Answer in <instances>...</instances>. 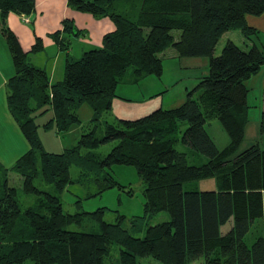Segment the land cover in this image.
I'll return each mask as SVG.
<instances>
[{"label":"trees","instance_id":"obj_1","mask_svg":"<svg viewBox=\"0 0 264 264\" xmlns=\"http://www.w3.org/2000/svg\"><path fill=\"white\" fill-rule=\"evenodd\" d=\"M67 7L96 20L108 18L114 30L102 37L100 49L85 51L77 60L66 54L63 79L50 84L43 69L27 62L29 53L42 50L40 38L24 52L6 23L10 13L30 17L35 0H0V34L14 68L6 82V104L29 144L11 168L0 166V264H104L114 244L119 247L117 264H138L141 258L190 264L201 257L204 264H264V234L250 245L245 242L254 222L264 220V149L253 145L237 153L248 121L244 83L264 66V49L253 44L243 51L227 41L221 54L213 56L227 32L239 31L247 40L264 36L246 21L264 14V0H67ZM61 34L79 37L82 32L65 19L51 35L59 50L68 51ZM169 48L179 58H207V75L187 92L181 106L160 107L136 120L103 122L104 132L97 136L118 85L160 78V55ZM83 105L91 108L92 118L77 145L61 153L45 151L37 119L51 113L41 128L68 133L80 125L77 111ZM212 120L229 139L222 151L204 128ZM261 126L263 130L264 122ZM111 142L115 146L105 156L92 152ZM178 143L207 162L189 165L187 155L175 149ZM115 165L133 167L143 183L141 219L161 212L169 216L168 222L148 227L143 238L133 237L119 222H104L103 208L63 212L59 197L74 183L72 166L80 170V178ZM10 172L20 177L23 194L38 197L36 206L20 209ZM210 178L217 181L216 191L183 190L187 182ZM36 180L52 191L39 190ZM95 182L98 192L90 197L121 188L108 175ZM85 216L98 224L99 233L67 230L80 226ZM232 218L231 229L221 235L220 227Z\"/></svg>","mask_w":264,"mask_h":264},{"label":"rangeland","instance_id":"obj_2","mask_svg":"<svg viewBox=\"0 0 264 264\" xmlns=\"http://www.w3.org/2000/svg\"><path fill=\"white\" fill-rule=\"evenodd\" d=\"M42 9L50 10L44 6L39 10H36L38 16L40 15V11ZM67 10L68 13H75V11L69 7ZM48 15L49 14L47 13V18ZM77 15L81 16L83 14L77 13ZM52 16H54V13L49 15L50 18H52ZM56 18L58 17H55V19ZM104 19L111 22L108 18ZM104 19L94 20L100 22L104 21ZM68 20H71L74 27L77 29V21L79 25L82 24L85 28L84 30L87 32L86 35H84L83 31H81L82 35L79 37L61 34L60 37L63 38L69 45L68 51H61L58 50V46L53 47L52 44L49 45V41H52L53 44H55L51 35L56 31L61 30L60 27L63 21L62 20L56 29L53 30L52 33L48 35V37H46L47 39H40L42 50L37 53H29L27 56V62L42 69L47 55H49L52 50H57V52L60 53V58L55 62V64H57V66L59 65L60 67L58 70L60 75L62 74L63 68L62 58L64 56L66 58V54L69 55V58L77 60L87 50L85 49L86 45L81 42L84 36H86V42L90 43V49H100L102 47V39H100L102 34L101 28H95L90 24L87 25L86 21L82 18H77V21L71 18H68ZM26 25L30 27L31 30L34 26L32 23ZM174 35L177 36L178 32H174ZM228 38L234 39L236 45L243 51L249 50L253 44H255L260 50L264 49L263 34H259V38L252 36V40H247L240 34L239 31H230L228 36H223L216 45L213 54L214 57H218L221 54L222 48L226 44ZM0 41L3 44L5 52L7 53V47L1 34ZM43 50L45 52H42ZM173 52L174 50L169 48L160 55L163 65V73L160 78L149 76L137 84L121 82L118 85L116 89L117 98L112 100L111 110L108 114L104 115L103 119L101 120L100 126H98L97 136L102 135L104 132L103 122L116 124L117 120L119 119L136 120L148 115L160 107L162 109H173L181 106L184 103L187 92L192 91L197 86L200 78L207 75L209 61L207 58H179L176 54H173ZM52 62L53 61L48 62L44 68L48 70V68L51 67L50 65ZM59 75L56 72L54 78L55 83L60 82L63 79V75L58 77ZM244 85L248 90L246 99L248 107V121L245 124L244 139L237 153H240L253 145H258L260 148L264 149V129L261 130V124L264 122V66L256 76H253L245 81ZM198 95L199 92L195 91L193 93V98L196 99ZM77 113L80 120V125L72 128L70 132L64 134H57L54 130H43L41 128L42 125L51 118V113H48L44 117L37 119L36 123L39 124L38 134L45 151L51 153H61L64 150L77 145L81 134H84L88 131V126L92 118V110L89 106L83 105L78 109ZM185 128V125L181 127L182 130ZM204 128L218 150L222 151L228 146L229 139L217 121H208L204 125ZM113 146H115V142L101 145L98 148L93 149L92 152L103 157L110 152ZM174 147L177 151L183 152L187 155L189 165L199 166L207 162V158L194 153L188 146L178 143ZM79 173L80 170L78 168L73 166L70 168V176L74 183L68 185L65 191L59 197L64 213L70 215L83 212L92 213L97 209L103 208L105 211L103 219L104 222L109 224H116L119 222L121 223V227L123 229L127 230L133 237L136 238H143L148 227L169 221V216L165 212L158 213L148 219H141V217H143L144 204L143 183L138 178L133 167L115 165L112 166L111 169H106L96 174L89 173L86 176H80V178ZM104 175L110 176L121 186V188L114 187L105 191L101 195L90 197L98 192V186L95 180L101 179ZM1 178L2 177L0 175V181ZM8 179L9 185L17 189L16 198L22 211L36 206L38 197L35 195H25L22 193L21 179L17 174L10 172L8 174ZM216 183L217 181L214 178L187 182L183 185V190L184 192L216 191ZM34 184L41 191H52L50 186L43 184L39 180H36ZM129 191H131V196L127 194ZM132 221H136L135 226L132 225ZM232 225L233 218L230 219L225 225L220 227V234L225 235L227 232H229ZM67 230L94 234L99 233V226L96 222L85 216L80 226L72 225L69 226ZM263 234L264 220L257 219L254 222L250 232L245 237L246 244L250 245L255 237L262 236ZM118 250L119 247L117 245H111L110 255L108 259L106 258L104 264H117ZM137 263L159 264L151 258L138 259ZM190 264H204V258L201 257Z\"/></svg>","mask_w":264,"mask_h":264},{"label":"crops","instance_id":"obj_3","mask_svg":"<svg viewBox=\"0 0 264 264\" xmlns=\"http://www.w3.org/2000/svg\"><path fill=\"white\" fill-rule=\"evenodd\" d=\"M64 5L65 6L67 5V0H35V12L30 16V21L34 25L32 30L30 29V27H28L26 24H24L21 21L20 16H17L12 13L8 14L6 23L9 29L16 36L24 52H29L31 50L32 46L35 44L36 38L47 39L46 37H48V35L52 33L53 30L56 29L60 21L64 20V18L67 20L68 18H71L73 20H76L77 18L78 19L82 18L86 21L87 25L90 24L95 28L96 27L101 28L102 34L100 36L101 37L100 39H102V37L105 34L110 33L114 30V25L108 20L104 19V21L98 22L94 20L93 17L87 14H83L79 16L77 15L78 12L68 13L67 10L68 7L67 6L65 7ZM44 6L46 8H49L50 10L42 9L40 11V15L38 16L36 10H39ZM46 12L49 15L51 13H54V16L50 18L48 15L47 18ZM55 17L58 18L55 19ZM246 21L249 26L264 33V14L260 17H248ZM77 25L76 26L78 27V29L83 31L84 35H86L87 32L84 30L85 28L83 27V25L82 24L79 25L78 21H77ZM228 34L229 32H227L223 36H228ZM227 41H232L235 43V40L232 38H228ZM49 42H50L49 45L52 44L53 47L57 46L53 44L52 41ZM81 42H83V44L86 45L85 46L86 47L85 49H87L86 51L91 50L89 48L90 43L86 42V36L82 38ZM42 52L45 51L43 50ZM174 52L173 54H176ZM59 58H60V53L57 52V50L56 51L52 50V52L49 55H47L46 61L43 64L42 69L47 73L50 84L55 83L54 78L56 72L59 75L58 70L60 69V67L59 65L57 66V64H55V62ZM50 61H53L52 64L50 65L51 67H49L48 70H46V68L44 67H46V64ZM64 62H65V56L62 58V67H63L62 74H60L58 77H61L63 75ZM13 75H14V68L12 65L10 54L8 53V49H7V53L5 52L3 44L0 41V166L7 169L11 168L14 165V163L17 161V159L29 150V144L24 139V137L22 136V134L18 129L17 124L9 114L6 104V82ZM56 81H60V80H56Z\"/></svg>","mask_w":264,"mask_h":264},{"label":"built area","instance_id":"obj_4","mask_svg":"<svg viewBox=\"0 0 264 264\" xmlns=\"http://www.w3.org/2000/svg\"><path fill=\"white\" fill-rule=\"evenodd\" d=\"M21 21L24 23V24H29L30 23V17L28 16H21Z\"/></svg>","mask_w":264,"mask_h":264}]
</instances>
